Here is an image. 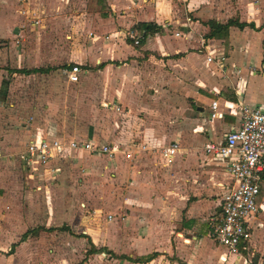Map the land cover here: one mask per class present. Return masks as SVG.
I'll list each match as a JSON object with an SVG mask.
<instances>
[{"label":"crops","instance_id":"0c3cea01","mask_svg":"<svg viewBox=\"0 0 264 264\" xmlns=\"http://www.w3.org/2000/svg\"><path fill=\"white\" fill-rule=\"evenodd\" d=\"M230 21L244 28L209 38ZM14 78L41 90L22 117ZM242 106L264 110V0H0V264H264V173L240 256L222 261L207 226L233 179L205 146L240 127ZM43 138L148 150L31 167L19 153Z\"/></svg>","mask_w":264,"mask_h":264},{"label":"built area","instance_id":"2783aa9c","mask_svg":"<svg viewBox=\"0 0 264 264\" xmlns=\"http://www.w3.org/2000/svg\"><path fill=\"white\" fill-rule=\"evenodd\" d=\"M127 38L138 46L141 44L142 34L132 28L127 32ZM82 74V67L74 65L70 70L69 80L78 83ZM218 107V102H213L212 119L223 118ZM241 118L240 127L227 133L223 143L212 142L205 146L206 156L228 163L233 179V186L222 198L221 211L208 220L210 237L227 249L221 257L224 262L231 255H239L241 250L246 249L251 239L249 221L260 210L259 197L263 182L261 175L264 173V110L242 106ZM67 150L102 155L117 162L121 158L133 160L137 153L148 148L142 145L138 151H129L117 144H96L91 140L73 139L63 142L56 138H43L28 142L19 157L31 167H47L53 160L63 158ZM178 150L179 145L173 144L165 149L164 156L173 161Z\"/></svg>","mask_w":264,"mask_h":264},{"label":"rangeland","instance_id":"374dc122","mask_svg":"<svg viewBox=\"0 0 264 264\" xmlns=\"http://www.w3.org/2000/svg\"><path fill=\"white\" fill-rule=\"evenodd\" d=\"M32 8L33 9L31 11L36 14L37 7L32 6ZM39 20L40 19H38V21ZM31 41L32 40L27 41L26 45H30V46L34 47L35 42H33V41L31 42ZM60 73H61L60 77L62 78V80H65L66 77H65V75L63 76V74H62L63 72H60ZM13 81L17 85H16L15 92H14V94H11V97L13 96L12 98H13V101L15 103V108H17L19 110L21 109L20 111H22V114L20 115V117H22L23 115H25L24 114L25 110H23V104L28 105V107H30V108H34V107L39 105V103H37V101H39V97L41 96V90L39 88L38 81L36 78L22 79L20 81H16V78H14ZM207 226H209V224H207ZM208 230L211 232L210 227H208ZM209 236H210V234H209ZM211 239L213 240L211 242L212 248L213 249H215V248L217 249V247L220 248L221 245L218 244L213 238H211ZM226 251H227V249H226Z\"/></svg>","mask_w":264,"mask_h":264},{"label":"trees","instance_id":"16d2710c","mask_svg":"<svg viewBox=\"0 0 264 264\" xmlns=\"http://www.w3.org/2000/svg\"><path fill=\"white\" fill-rule=\"evenodd\" d=\"M208 25H209V27L211 29V34L209 35V38H216V37H221V36L226 35L228 30H229V28L231 26H234V25L238 26L241 29L244 28V25L239 24L238 22H235V21H230L226 25L218 24L216 22H209ZM149 28H151V26L139 25L138 27H135L133 29L138 30L142 34V39H143L144 38L143 31L148 30ZM17 72H20V71H17ZM21 72L23 74L30 75V74H33V73L43 72V70H38V69L21 70ZM154 256L153 257H149L148 259H140L139 262H143V263L150 262L154 258Z\"/></svg>","mask_w":264,"mask_h":264}]
</instances>
